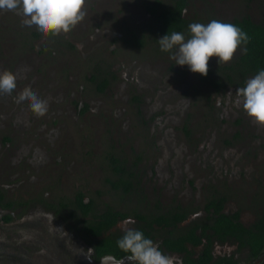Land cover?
I'll return each instance as SVG.
<instances>
[{"label": "rangeland", "instance_id": "obj_1", "mask_svg": "<svg viewBox=\"0 0 264 264\" xmlns=\"http://www.w3.org/2000/svg\"><path fill=\"white\" fill-rule=\"evenodd\" d=\"M153 1L0 0V189L15 201L4 211L9 223L0 217V243L13 258L27 249L31 260L48 246L56 261L87 260L84 217L48 201L81 191L95 212L155 198L202 206L215 187L234 192L229 209L244 202L249 170L264 169V76L246 79L249 92L205 86L198 65L215 72L240 50L214 38L165 41L146 10ZM187 3L184 16L205 32L216 19L264 21V0ZM131 33L144 44L123 43ZM112 157L138 164L145 197L109 187ZM134 225L129 218L116 227ZM77 246L81 255L72 254Z\"/></svg>", "mask_w": 264, "mask_h": 264}, {"label": "flooded vegetation", "instance_id": "obj_2", "mask_svg": "<svg viewBox=\"0 0 264 264\" xmlns=\"http://www.w3.org/2000/svg\"><path fill=\"white\" fill-rule=\"evenodd\" d=\"M156 1L158 0H154L151 4L146 5V10L150 15L151 13L148 10V6L153 5ZM171 3L168 6H170ZM163 6L164 5L161 3L159 8ZM152 17L154 18V16ZM155 22L160 37L165 41H172L163 38L158 30L156 19ZM132 34L134 33L130 35ZM124 38H122V41L127 44ZM129 44L132 43H128L127 45ZM104 90L105 89L102 91ZM86 107L87 106H85L84 109H86ZM125 166L133 173L131 181L133 187L129 191V194H123L120 191L121 194L124 197H130L139 191L141 196L145 197L142 193L140 178L138 177V164L134 163L128 165L125 163ZM249 171L251 177L247 180L248 193L243 194L244 202L237 206L234 205L233 208L229 209V198L233 197L234 199V192H232L233 196L231 192L229 193L230 195H227L225 192L217 191L215 187H212L213 193L205 199L202 206H196L193 203H182L179 200L164 204L162 201L157 200V198L154 199L150 206L144 205L140 208L134 206L130 210L119 209L111 204L110 206L114 207L116 211L128 212V215L126 218L117 221L109 230L102 232L101 236L97 238H105L112 232H117L121 235L131 233L135 230L137 224L140 225L149 222V224L152 225L150 237L143 243L144 250L141 253L123 255L120 257L106 252L99 254L94 248L92 243L93 239L84 236L82 231L83 220L91 218L90 215L85 217L74 210L69 203L65 205L68 202L67 199H61L63 201L60 202L59 199L57 203L56 200L48 201L46 202L48 208L55 212L67 209L68 216H70V213L74 212L84 217L80 224L79 231L83 242L87 245V249L85 251L83 250V252L86 259L90 262H86L87 260L75 261L68 258L56 261V256H54L56 255V251H52L48 246L42 249L45 255L43 253H35L32 254L33 256L30 260V258L27 259V257L31 254H29L27 249H24L20 253L25 257L23 256L24 258H22V256H19V259H15L11 256L12 254L8 253L10 250L9 247H5V244L0 243V264H61L59 262H64L62 264H264V230L261 232L257 228L264 220V169L257 167ZM84 199L89 201V199H86V196ZM212 199L222 202L219 213L229 217L234 224L239 226L238 229L230 228L229 230L224 229L219 231L213 229V219L215 216L217 217L218 214L215 213L213 207L209 206ZM14 202V200L7 198L5 193L0 189V217H2V220L6 223H9L11 216L4 215V211L11 210ZM199 209L201 211H199ZM68 210H70V212H68ZM99 212L100 211H94V213ZM135 215H139L147 220L140 222ZM129 218H133L135 221L134 227L126 230H121L116 227L120 221ZM161 218H164V220L159 222ZM0 229L5 231V227H3L2 224H0ZM191 233L197 236L194 242L189 240L192 238L190 235ZM179 237V243L182 244L179 245L178 243L177 247L182 248L180 250L173 249L172 245L167 241ZM41 242L46 245L49 244L46 238L43 237L41 238ZM128 242L130 243V240H128ZM80 247L76 248L72 254L76 252L81 255L82 248ZM46 250L52 253V256H50Z\"/></svg>", "mask_w": 264, "mask_h": 264}, {"label": "trees", "instance_id": "obj_3", "mask_svg": "<svg viewBox=\"0 0 264 264\" xmlns=\"http://www.w3.org/2000/svg\"><path fill=\"white\" fill-rule=\"evenodd\" d=\"M160 2L156 1L153 5L148 6V10L157 20L158 30L163 38L167 40H191L209 41L211 38L216 39L225 45L238 48L239 54L229 63L219 66L215 72L210 68L206 61L201 62L197 67V73L200 81L207 87L219 92L227 84L242 87L249 92L246 79L249 76H264V21L254 22L249 16L233 18L232 20H215V25L205 32L202 28V21L194 18H187L183 15V10L187 5V0H173L170 6L159 8ZM124 40L127 43L143 45L144 41L136 34L126 36ZM108 85V79L101 77L98 89L102 91ZM111 172L113 176L106 179L109 187L115 191H121L123 194H129L133 185L131 184L133 173L125 166L124 160L112 157ZM84 194L78 191L73 199H67L69 205L87 217L83 220L82 231L85 237L92 238L95 250L102 254L103 252L120 257L141 253L143 243L149 239L152 225L147 222L136 225L135 230L131 233L121 235L117 232L110 233L105 238H97L101 233L109 230L120 219L127 217L128 212L116 211L114 207L105 205L99 212L94 213L95 203L93 200L86 201ZM63 201V200H59ZM222 202L212 199L209 203L218 216L213 219V229L229 230L238 229L239 226L234 224L229 217L219 213ZM97 211V210H96ZM140 222L147 219L135 215ZM161 218L159 222L163 221ZM259 231L264 230V220L257 227ZM190 241L194 242L197 236L193 233ZM130 240V243L128 242ZM178 240V241H177ZM180 237L174 240H168L173 249L180 250L177 247ZM131 244V245H130ZM182 243H179L181 245Z\"/></svg>", "mask_w": 264, "mask_h": 264}]
</instances>
